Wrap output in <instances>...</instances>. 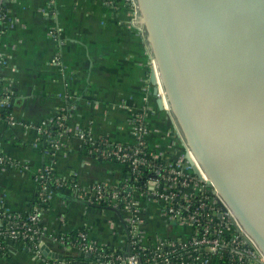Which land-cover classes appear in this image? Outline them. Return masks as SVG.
Segmentation results:
<instances>
[{"label": "crops", "instance_id": "crops-1", "mask_svg": "<svg viewBox=\"0 0 264 264\" xmlns=\"http://www.w3.org/2000/svg\"><path fill=\"white\" fill-rule=\"evenodd\" d=\"M2 9L7 25L0 36L5 61L1 79L10 104L0 120V157L9 163L0 165L1 209L29 211L34 179L44 165L51 164L59 178H70L80 189L96 184L113 188L125 177L120 165L92 158L75 136L78 132L95 140L135 145L132 118L143 113L150 130L145 140L149 151L167 152L171 143L165 135L173 129L172 120L165 103L159 110L152 95V59L143 35L129 28L125 10L108 7L104 0H3ZM62 114L68 134L48 157L38 128ZM133 197L140 206L141 242L187 237V230L165 223L154 201ZM42 226L50 235L83 230L97 247L126 252L128 246L125 225L116 214L73 199L69 190L52 197ZM47 243L52 254L62 259L77 254ZM60 261L38 258L23 245L8 241L0 264Z\"/></svg>", "mask_w": 264, "mask_h": 264}, {"label": "water", "instance_id": "water-1", "mask_svg": "<svg viewBox=\"0 0 264 264\" xmlns=\"http://www.w3.org/2000/svg\"><path fill=\"white\" fill-rule=\"evenodd\" d=\"M133 1L159 110L165 103L193 173L264 257V0Z\"/></svg>", "mask_w": 264, "mask_h": 264}, {"label": "built area", "instance_id": "built-area-1", "mask_svg": "<svg viewBox=\"0 0 264 264\" xmlns=\"http://www.w3.org/2000/svg\"><path fill=\"white\" fill-rule=\"evenodd\" d=\"M0 0V36L7 25V14L2 9ZM104 5L113 9L125 10L130 26H133L135 4L133 0H104ZM54 37V31H51ZM5 61L0 54V120L4 118L10 96L2 84L1 71ZM151 68L155 70L153 61ZM38 128L39 138L45 137L49 144L45 155L52 156V151L60 147V138L68 134L65 116L59 115ZM54 124V125H52ZM132 132L135 145H121L107 138L97 140L88 133L75 134L83 144L92 146L89 154L97 161L114 162L126 170L125 177L113 188L106 184H96L80 189L70 179L59 178L51 164L44 165L35 176V195L30 209L24 214L10 213L0 208V237L6 242L23 245L38 258L44 257L40 245L47 242L64 251H76L82 258L85 254H95L97 247L87 240L86 232H76L75 239L69 235L47 234L42 226L44 211L51 199L60 190L71 191L73 199L88 204H102L107 208L118 209L122 215L125 234L130 248L125 251L114 250L110 254L99 255L91 264H264V257L254 243L240 229L230 210L221 201L213 189L207 185V179L200 171L196 176L184 158L186 150L182 146L178 131L171 129L166 138L171 145L167 152L154 154L149 151L146 139L150 130L145 115L132 118ZM59 132L52 136V130ZM9 163L0 157V165ZM140 186L129 184L131 178H141ZM126 192L129 194L126 195ZM141 195L152 200L158 206L160 215L167 225L187 230V237L182 240L156 239L150 244L141 242L137 215L139 203L134 195ZM36 199V200H35ZM122 208V210H121ZM4 250L0 242V252ZM53 252L48 248V255ZM111 258H114L113 260ZM60 264H70L62 258Z\"/></svg>", "mask_w": 264, "mask_h": 264}, {"label": "trees", "instance_id": "trees-1", "mask_svg": "<svg viewBox=\"0 0 264 264\" xmlns=\"http://www.w3.org/2000/svg\"><path fill=\"white\" fill-rule=\"evenodd\" d=\"M55 121L56 120L54 119L53 120V123ZM52 125H54V124H52ZM58 132L59 131L54 128V130H52V132H51L52 133V136H55ZM40 144L42 146V149L46 152L48 150L49 144L46 142L45 137H43V138L40 139ZM84 148L87 151H90V149L92 148V146L89 145V144H85L84 145ZM100 162H105V161H100ZM123 172L126 173V170L124 169ZM141 180H142V177L141 178H138L137 180L134 179V178H131V180H129V184H133V185H136V186H140ZM51 189H52V191L55 194H57V192L55 190V187H51ZM128 194L129 193L126 192V195H128ZM92 206L95 207V208L101 209V210H106L107 209V206H104L102 204H94ZM121 210H122V208H121ZM83 232H85V231H83ZM75 235H76L75 233L69 234V236H70L71 239H75L76 238ZM0 242H2L3 247H4V250L2 252H0V259H4V258H6V241H4L3 237H0ZM112 251H113V249L108 248V247H105L103 249H98L97 248L95 254H85L84 257H82V258H80L78 256H74V257H64L63 260L65 262H67V263H70V264H91L92 262H96L98 260V258H99L98 254L99 255H106V254H110ZM111 259L113 260L114 258H111ZM114 264H122V263L121 262H114Z\"/></svg>", "mask_w": 264, "mask_h": 264}, {"label": "bare ground", "instance_id": "bare-ground-1", "mask_svg": "<svg viewBox=\"0 0 264 264\" xmlns=\"http://www.w3.org/2000/svg\"><path fill=\"white\" fill-rule=\"evenodd\" d=\"M157 82L159 83V81L157 80ZM160 94H161V96H162V98L164 97V95H163V93L160 91L159 92ZM163 100H164V98H163ZM165 102V101H164ZM165 107H166V104H165ZM167 109V108H166Z\"/></svg>", "mask_w": 264, "mask_h": 264}]
</instances>
